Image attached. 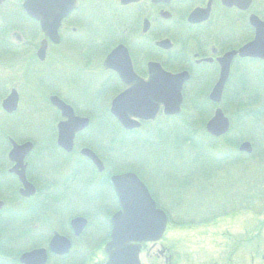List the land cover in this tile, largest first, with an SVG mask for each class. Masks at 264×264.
Instances as JSON below:
<instances>
[{"label": "flooded vegetation", "instance_id": "flooded-vegetation-1", "mask_svg": "<svg viewBox=\"0 0 264 264\" xmlns=\"http://www.w3.org/2000/svg\"><path fill=\"white\" fill-rule=\"evenodd\" d=\"M8 1L0 4V17H4L0 23V264H39L43 258L42 264H105L111 219L122 210L111 176L134 173L156 206L164 210L150 184L156 175L151 178L137 173L129 167L130 161H123L122 170H116L115 159L103 161L90 147L100 140L99 128L97 138L88 129L75 133L72 148L64 149L58 143L59 127L67 118L53 98L68 105L75 117H110L118 122L110 108L114 98L128 88L125 80H147L150 65L156 64L171 74L187 72L183 89L187 84L209 88L206 97L211 102L209 93L220 77V60L254 39L256 28L251 18L264 22V4L257 5V0H101L102 4L94 0H49V4L60 5L46 11L51 32L55 29L57 33L54 42L44 34L40 21L26 13V0H12V5ZM87 1L96 13L84 14ZM60 45L64 48L58 50ZM47 50L56 59L58 53L62 56L48 64L50 69L43 65ZM114 50L112 68H105L104 61ZM24 51L30 53L28 62L22 60ZM39 63L42 66L34 68ZM10 65L12 73L5 75ZM128 65L131 72L116 69L124 70ZM251 67L264 70V60L232 56L220 103L228 99L229 88L241 86L252 76ZM27 68L37 71L38 83L31 91L29 85L21 84L22 71ZM22 92L29 109L22 112L16 106L14 111L4 110L3 102L16 93L19 104ZM106 103L108 107H101ZM160 115L165 116L161 109L157 117ZM84 148L100 158L101 169L82 153ZM215 163L219 166V161ZM152 165L163 173L175 166L159 161ZM172 180L169 187L173 188L175 178ZM154 186L164 192L162 183ZM172 195L174 192H169L168 198ZM223 198L221 203L226 204V196ZM213 211L223 216L233 209L226 208L227 213L222 208ZM191 221L203 224L199 217ZM160 241L139 243L140 264H144L143 253L172 264L169 249ZM148 243L151 247L158 243L160 249L151 255L145 249Z\"/></svg>", "mask_w": 264, "mask_h": 264}, {"label": "rangeland", "instance_id": "rangeland-1", "mask_svg": "<svg viewBox=\"0 0 264 264\" xmlns=\"http://www.w3.org/2000/svg\"><path fill=\"white\" fill-rule=\"evenodd\" d=\"M88 1L84 6V14L96 13V11H92V8H90L89 6V4L93 0H90L91 2ZM97 1V4H102L101 0H94V2ZM8 2L10 3V0ZM256 3L257 5H260L261 3L264 4L263 0H257ZM14 4L15 3H13V5ZM11 5L10 7H12ZM109 6H111V4ZM3 18V16L0 17V23L2 22ZM4 25H6L7 27L9 25V22L6 21ZM10 32H13L12 28H10ZM62 48H64V46L60 45L58 47V50H61ZM51 51H56V49L52 48ZM49 52L50 51L47 50V57L43 65H47L46 67L50 69L51 67L48 66V64H52V62L54 61H60L61 55L58 53L57 55L59 56L56 59L54 56H50L51 53ZM21 54L22 60H24V62H28L30 53L24 51ZM39 66L42 65L40 63L37 65L34 64V68ZM55 66L58 67V65ZM27 69L28 70L22 71L21 84L24 83V85H29V91H31L33 84L35 82L38 83V79L36 76L37 71L34 72L31 68ZM0 71H2L1 67ZM249 71H251L250 74L252 76H248V80L245 79L244 84H242L241 87H239L238 85L237 87L229 88V97L227 99V102L229 103L231 109L236 111L243 110L242 112H240V114H238L240 116L237 117L234 125L231 124L233 125L231 127V130H233V132L234 130L236 131L235 133L237 135L234 134L235 136H238V131L242 129L241 132L243 134H240L239 136V139L241 141H236V137L230 130L229 133H227V135L225 136H227V138L229 139L228 141L231 144H228L224 140L221 143L216 144V147H214V149L210 148L211 150H209L208 152V156L212 155L216 159H210L208 157L201 158L200 160L195 161L202 164H213V171L211 172L210 177V183L212 184L211 186L206 185L207 182H204L208 179L207 178L204 181L200 180L199 182H197V185L195 183L196 180L193 181L194 183L192 184V186H189L191 183L185 184V189L183 187H180V181H176L175 187H169V184L171 183L169 182V179L172 180V178L177 179L179 177L176 175L181 174L182 172L180 170V167L178 166L180 164L185 165L188 162V158H190V156H193V149L195 148L191 147L190 145L189 146L191 147V149L188 148V143L186 141H183L182 144L184 145V151L182 153V157L178 159L166 158V160L168 161L167 162L163 157H168L169 148L171 150V146L169 144L172 139V133L169 129H167V127L162 130L163 134L159 136L155 131H152L151 128L149 135L144 134V132H148L149 127L141 125L139 128L133 131H139V129L141 128V137L143 136V139L149 142L145 143L143 141H140L141 139L137 140V136L132 134L130 135V138L127 139L128 143H126L124 147L121 146L123 147V155H119L120 157L117 156L115 158V161L118 162L116 164V170L123 169V161L125 160V162L130 161V163L128 164L129 167L134 168L137 173L141 172L149 177L151 176V178L153 175H156V177H154V184L150 183L151 187H153V191L157 194L160 204L164 206L165 204H167L164 207V211H169L168 209H170V213L172 214L170 216H172V220L175 222L174 224H171V226L167 227L166 232L164 233L160 241V243L163 244L166 249H169V253L172 255V264H210L211 262H217V264H264V206L261 208V206H259L258 204L259 202L254 201V205L246 207L247 198L252 196V193L250 191L254 190L257 192L260 190V188L264 189V71H257L256 68L252 67ZM25 72H28L29 75L26 76ZM9 73H12L11 65L10 69L5 68L4 70L5 75ZM245 85L247 88L242 90V87H244ZM22 89L24 90V92H28L27 89H24L23 87ZM28 94H30V92H28ZM29 105L30 103H28L26 97L22 92L20 102L19 104H17L18 109H16L18 111L24 112V108L25 110L29 109ZM107 105L108 104L106 103L105 105H101V107ZM224 114L228 118H231L227 113L224 112ZM158 118L159 117H156L155 120H157ZM104 124L105 129H103V134H101V138L99 137L100 140L98 141L97 145L93 144L90 147H92L91 149L96 151V153L103 161L105 159L108 161L113 160L111 157L114 156V152H119L118 148L120 145H113L112 151H109L107 150V148L110 149L109 147L111 146H106L105 142L108 141L109 134L117 132L119 133V128L111 120L105 121ZM98 125L100 126V123H96V125H94L95 131L93 130L91 133H89L90 135H92L94 132L96 133L97 128H99ZM191 128H193V126L189 129ZM107 131L108 135L102 138V136ZM159 137L160 142H158V145L155 144L156 147H154L152 143L156 139H159ZM135 139L137 141H135ZM232 140L234 141V143L232 142ZM219 141L221 140L219 139L218 142ZM243 141H248L251 144V156H249V154H241L239 152L238 149ZM255 142H260L261 144H257ZM98 147L103 150L106 149V151H109V153L98 150ZM227 149L229 150L226 152L230 153L234 157L241 155L239 156L240 159H232L230 162H227L228 164H219V166H217L215 162L219 161V159L217 158L222 155V153L220 152ZM153 152H160L161 158L152 159L150 155ZM140 154L142 157L140 156L141 158L138 159V156ZM245 156L247 158H245ZM136 160L138 161L136 162ZM158 161L159 163H164V165H167V163H172L174 161L176 165L170 167V171L167 168L168 172L163 173L159 171L160 167L157 166L159 164H157L156 166L152 165L153 162L158 163ZM144 165H146V168H144ZM188 171L190 173L191 168L188 169ZM196 171L203 172L204 169H194V175L197 173ZM205 172L208 171L205 170ZM199 178L203 177L200 176ZM161 183L163 185L162 189L164 190V192L159 190V187L156 188L154 186L155 184L161 185ZM203 188L206 190L205 193L209 194H200L199 190L202 191ZM169 192H174V195H172L174 197L168 198ZM222 193L223 196H226L225 202L228 205L227 211L231 207V209H233V212L229 213L231 215H215L213 216L212 221H206L210 222L209 224H200L199 221H194V223L187 222V220L191 219V214H184L186 212L194 211V213H196L198 210L212 209L209 208V206L213 207L214 209L220 208L216 207V205H219L224 201V198L221 195ZM243 199L244 202L242 203L241 201ZM256 212L260 213L257 214ZM182 215H187L184 221L181 220L184 219V216ZM182 222L187 225H181ZM145 249H148L150 254L152 255L154 252H157V249L160 248L158 243L155 245V247H151V244L148 243L147 248ZM141 256L142 260H144V264L147 263L145 262L146 260H148V264H164V260L162 257L150 259V257L147 258L144 253Z\"/></svg>", "mask_w": 264, "mask_h": 264}, {"label": "water", "instance_id": "water-1", "mask_svg": "<svg viewBox=\"0 0 264 264\" xmlns=\"http://www.w3.org/2000/svg\"><path fill=\"white\" fill-rule=\"evenodd\" d=\"M2 1L0 0V4ZM48 1L26 0L24 9L28 15L40 21L42 31L52 41L56 42L57 33L55 29L51 32L53 28L51 27L48 14L46 16V11L49 12L51 8L60 5H52ZM195 13L193 12L192 15ZM251 22L256 28L254 39L239 50L224 55L220 60V77L209 93V98L215 103H219L221 100L223 86L229 71V63L233 55L259 57L264 60V22L256 17H252ZM115 54L116 50L106 57L104 61L105 68L111 67ZM116 69L120 73H124V71L131 72L132 70L129 65L124 70L119 67ZM187 80V72L171 74L158 65L152 64L149 67V78L147 80L142 81L131 78L125 80L128 88L118 97L114 98L110 111L127 130L139 127L140 121L155 119L160 108L163 109L165 115H176L180 112L182 104L181 91L183 84ZM16 102L17 95L12 93L3 102V107L6 111L11 112L15 109ZM53 103L62 110L63 115L67 118L59 127L58 143L69 151L72 148L75 133L83 130L89 121L87 118L75 117L71 108L55 97L53 98ZM205 128L212 136H220L228 131L229 120L224 116L222 110L217 108L213 117L206 123ZM24 146L15 148L21 149ZM239 150L250 153L252 148L250 143L246 141L241 144ZM82 153L90 158L99 169L102 168L98 157L92 151L83 149ZM21 180L24 184L26 183L23 177H21ZM110 181L115 186L122 210L111 219L113 229L111 240L105 247V253L108 258L105 264H140L138 258L139 243L143 241H157L162 236L167 222L166 215L162 210L156 209L147 188L136 175L132 173L113 175ZM131 184L133 186L128 187ZM76 222L83 224L85 220L76 219ZM29 255H25L24 257H28ZM42 262L44 263V258ZM42 262L39 264H42Z\"/></svg>", "mask_w": 264, "mask_h": 264}, {"label": "trees", "instance_id": "trees-1", "mask_svg": "<svg viewBox=\"0 0 264 264\" xmlns=\"http://www.w3.org/2000/svg\"><path fill=\"white\" fill-rule=\"evenodd\" d=\"M241 87V86H239ZM246 85L244 87H242L243 89H246ZM209 88L206 87H192L190 84H187L185 86V88L183 89V96H184V101H183V105H182V110L180 112V114L175 115V116H163L160 115V117L155 120L154 122H147L145 124H143L142 126L145 127H149L148 128V132H144V134L149 135L150 133V128L152 129V131H155L159 136L162 133V130L164 128L167 127V129L170 130V132L172 133V139L170 142V146H171V150L169 148L168 150V157L164 156L163 158L166 160V158L169 159H173V158H181L182 157V153L184 151V145L182 144L183 141H186L188 143V148L191 149V147H194L195 149H193V156H190V158H188V162L183 165L180 164V170H181V174H178L176 176H179L177 179H175V183L176 181H180L179 183L181 184L180 187H183L184 189L186 188L185 184H189L191 183L189 186H192V184L194 183L193 181H195L196 185L197 182H199L200 180H207L204 182H207L206 185L211 186L212 184L211 182V173H209V168L213 167V164H202L200 162H195L200 160L201 158H210V159H216L214 156L210 155L208 156V152L211 149H214V147H216V144L221 143L222 141H226L228 144H231L227 138V136H222L221 138H219L221 141L218 142V138L212 137L210 136L206 131H205V123L206 121L211 117L212 112L214 110V108L217 106L216 104L210 102L207 97H206V92L208 91ZM245 91V90H244ZM230 102V100H229ZM240 104V103H239ZM220 106L222 108V110L227 113L231 118V124L234 125V122L236 121L237 117H239L240 112L242 111H236L231 109L229 103L227 102V100L225 98H223L222 102L220 103ZM246 111V110H244ZM94 120V125H96V123H100L99 126V132H101V134H103V129H104V122L111 120L114 122V124L116 126H118L119 128V133H116V137L114 136L115 133L110 134L111 138L109 140V144H113V143H120V146H124V144L126 143L127 139L130 138V135L134 134L135 136H137V140L143 141V142H149L145 139H143V136L141 137V128L139 129V131H131L130 133L123 130L120 125L114 121L112 118L110 117H103L101 119H92ZM96 122V123H95ZM231 125V127L233 126ZM191 129H189L190 127H192ZM236 126V124H235ZM230 127V130L232 129ZM90 130V129H89ZM233 132V130H231ZM242 129L240 131H238V136H235L234 134H236L235 130L233 132V135L236 137V141H241L239 139L240 134L242 135L243 133L241 132ZM229 133V132H228ZM143 135V133H142ZM227 135V134H226ZM237 135V134H236ZM101 136V135H100ZM244 136V135H243ZM103 137V136H102ZM244 138V137H243ZM135 139V141H137ZM158 142H160V137L159 139H156L155 141H153L152 145H154V147H156L155 144L158 145ZM232 142L234 143V141L232 140ZM151 143V142H150ZM257 144H261L260 142H255ZM103 145V143H102ZM191 147H190V146ZM110 148V147H109ZM211 148V149H210ZM205 149V150H204ZM101 151H104L106 153H109V151H112V148L108 149L109 151H106V149H101ZM227 150H223L222 155L217 158L219 160H222L224 162H230L232 159H240L239 156H233L230 153H227ZM206 152V153H205ZM240 154V153H239ZM120 154H118V157ZM141 154L138 156V158L140 157ZM144 156V155H143ZM151 158L152 159H160L161 158V153L160 152H153L151 153ZM251 156V154L249 155ZM245 158H247L245 156ZM219 165V164H218ZM191 168V171L189 173L188 169ZM193 168V169H192ZM199 169L202 168L204 169L203 172H198L194 175L193 174V170L194 169ZM208 171V172H205ZM210 175V176H209ZM200 176H202L203 178H199ZM178 183V185H179ZM226 186V184H225ZM206 190L203 188L202 191L199 190L200 194H209V193H205ZM252 193V196L247 198V202H246V207L247 206H251L254 205V201H258L259 206H261V208L264 206V189H261L259 191H254L251 190L250 191ZM249 193V194H251ZM202 194V195H203ZM244 198V196H243ZM242 203L244 202V199L241 201ZM261 204V205H260ZM245 206V204H244ZM216 207H220L222 208L224 211L225 209L228 207L227 204H217ZM258 207V205H257ZM212 209H205V210H198L196 212V214L194 213V211L192 212H186L184 214H191L190 218H198L202 219L203 221L201 223H204V221L206 222L207 220H210L213 218V216L218 215L214 213V208L210 207ZM232 208V207H231ZM227 213V212H224ZM257 214H259L260 212H256ZM184 216V218L186 219L187 215H182ZM184 219V220H185Z\"/></svg>", "mask_w": 264, "mask_h": 264}]
</instances>
